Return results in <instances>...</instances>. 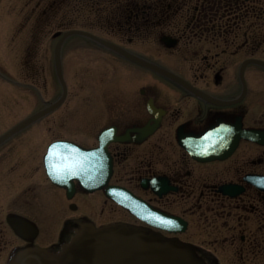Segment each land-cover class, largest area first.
I'll list each match as a JSON object with an SVG mask.
<instances>
[{"label":"flooded vegetation","instance_id":"flooded-vegetation-1","mask_svg":"<svg viewBox=\"0 0 264 264\" xmlns=\"http://www.w3.org/2000/svg\"><path fill=\"white\" fill-rule=\"evenodd\" d=\"M107 8L112 42L181 82L116 53L140 73L125 71L134 84H120L81 144L104 143L109 180L89 191L75 179L70 195L50 182L63 219L56 240L38 245L55 253L85 224L125 225L191 246L208 264L226 251L264 264V0Z\"/></svg>","mask_w":264,"mask_h":264},{"label":"rangeland","instance_id":"rangeland-1","mask_svg":"<svg viewBox=\"0 0 264 264\" xmlns=\"http://www.w3.org/2000/svg\"><path fill=\"white\" fill-rule=\"evenodd\" d=\"M107 1L0 0V135L61 95L54 66L56 31L85 29L118 39L104 18ZM62 65L68 86L64 103L0 145V264H8L11 255L30 246L10 229L8 214L37 224L35 246L57 238L63 215L43 166L49 143L56 139L91 143L94 119L117 96L120 84H134V78L124 77L125 71L140 73L136 67L128 71L125 60L81 35L65 40ZM88 100H93L91 105ZM221 256L225 261L221 264L262 263L237 262L233 251Z\"/></svg>","mask_w":264,"mask_h":264},{"label":"water","instance_id":"water-1","mask_svg":"<svg viewBox=\"0 0 264 264\" xmlns=\"http://www.w3.org/2000/svg\"><path fill=\"white\" fill-rule=\"evenodd\" d=\"M72 34L89 37L139 64L179 80L173 74L167 73L158 66L150 64L114 43L106 41L90 32L79 29H72L63 33L57 31L54 33V37L59 36L54 48V64L62 86L61 96L2 133L0 135V144L38 119L51 113L64 102L67 95V86L63 78L61 48L64 40ZM101 137L102 135H100V139ZM44 166L49 179L55 184L66 187L69 195L73 188V180L75 179H78L85 189L92 191L106 185L111 175L110 158L106 153L104 143H101L97 148L87 149L68 140L54 141L49 145L47 153L44 156ZM116 195L118 194H115V197H117ZM141 218L150 221L148 217L141 216ZM7 222L14 232L24 239H33L38 234L36 226L31 221L22 217L9 215L7 216ZM156 225L172 230V228L161 224ZM8 264L206 263L202 258L197 256L191 246L181 243L176 239L166 238L160 234L147 233L138 228L125 225L94 227L91 224H85L70 241L63 245L60 251L53 253L45 248L29 246L15 252Z\"/></svg>","mask_w":264,"mask_h":264}]
</instances>
